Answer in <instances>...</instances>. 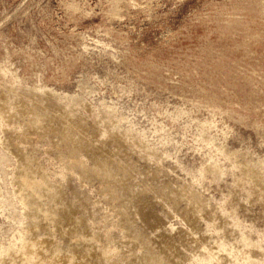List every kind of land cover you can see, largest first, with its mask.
I'll use <instances>...</instances> for the list:
<instances>
[{"label":"rangeland","instance_id":"rangeland-1","mask_svg":"<svg viewBox=\"0 0 264 264\" xmlns=\"http://www.w3.org/2000/svg\"><path fill=\"white\" fill-rule=\"evenodd\" d=\"M22 157L56 184L39 199ZM10 249L5 264H264V0H0Z\"/></svg>","mask_w":264,"mask_h":264},{"label":"bare ground","instance_id":"bare-ground-1","mask_svg":"<svg viewBox=\"0 0 264 264\" xmlns=\"http://www.w3.org/2000/svg\"><path fill=\"white\" fill-rule=\"evenodd\" d=\"M5 105V104H4ZM3 104H1V111H2V114L3 115H5V116H9V115H11V113H10V110L8 109V108H6L5 106H4ZM8 107V106H7ZM24 111L26 112V114L27 113H30L31 111L34 113L35 111H36V108L35 107H32L31 106V108H25L24 109ZM31 114V113H30ZM12 115H13V113H12ZM11 115V116H12ZM25 115V114H24ZM10 116V117H11ZM28 116V115H27ZM13 117V116H12ZM28 118H29V116H28ZM30 118H32V117H30ZM52 119V118H51ZM29 120H33V119H29ZM43 121H45V120H43ZM43 121L41 122V123H39V124H37V123H35L34 122V120H33V124L32 125H34L35 127H37V129H38V127L40 128V127H42V124H43ZM54 122V121H53ZM30 123V122H29ZM47 123V122H46ZM45 123V124H46ZM49 123H51V122H49ZM62 123V122H61ZM49 125H51V124H49ZM60 125V124H59ZM62 125V124H61ZM79 127L80 125H76V127ZM61 127V126H60ZM62 127H63V125H62ZM78 127H77V129H78ZM54 128V127H53ZM74 128V127H73ZM42 129V128H41ZM80 129H81V126H80ZM79 130V129H78ZM82 130V129H81ZM34 131V130H33ZM36 131V130H35ZM41 131V130H40ZM66 131V130H65ZM39 132V131H38ZM61 132H62V130H61ZM68 132V131H67ZM85 132V131H84ZM59 133V132H58ZM80 133V132H79ZM48 134H49V132H48ZM81 134H83V133H81ZM73 135V134H72ZM79 136H83V135H79ZM84 137V136H83ZM11 138V137H10ZM75 138V137H74ZM84 139V138H83ZM81 139H79V142L80 143H82L83 141H80ZM65 141H69V140H65ZM72 142L74 141V143H75V145H74V147H73V149H72V152L70 153V156L71 157H74V154H76L77 152L76 151H78V149H80V143L79 142H77L76 140H71ZM70 142V141H69ZM85 143H86V141H85ZM84 142H83V144H85ZM67 144V143H66ZM73 144V143H72ZM68 145H69V143H68ZM87 145V144H86ZM7 146V145H6ZM11 146V145H10ZM64 147V146H63ZM72 147V146H71ZM71 147H70V150H71ZM88 147V146H87ZM86 147V148H87ZM67 148V147H66ZM65 148V149H66ZM81 148H82V146H81ZM85 148V149H86ZM82 149H84V146H83V148ZM89 149V148H88ZM92 149H94V148H92ZM12 150H13V148H12ZM17 150V149H16ZM81 150V149H80ZM90 150V149H89ZM95 150V149H94ZM93 150V151H94ZM17 151H19V150H17ZM82 151H85V150H82ZM92 151V152H93ZM14 152H15V150H14ZM61 152H62V150H61ZM60 152V153H61ZM70 152V151H69ZM87 152V151H86ZM95 152V154H96V151H94ZM16 153V152H15ZM18 153V152H17ZM16 153V154H17ZM68 153V152H67ZM79 153V152H78ZM77 153V154H78ZM83 153V152H82ZM19 154V153H18ZM17 154V155H18ZM27 154V153H26ZM64 154V153H63ZM95 154H93V156L95 155ZM61 157H62V154H59ZM19 156H20V154H19ZM69 156V155H68ZM78 156H80V154L78 155ZM89 156V155H88ZM67 157V156H66ZM92 157V156H91ZM20 158V157H19ZM23 159L21 160V161H23V162H25L26 163V167H25V169H26V171L28 172V174H29V177L27 176L24 180H23V186H24V188H26V190H27V192H28V194L31 196H34L35 198L36 197H38V199H39V197H42L44 194H45V192H50V190H52V189H54L55 188V186L54 185H56V184H54V183H52V182H49V181H51V179H49V181L46 179V177H44V174L42 175L43 177H41L40 176V178L41 179H37L36 177H37V175L35 176V172H34V170H33V163H35V161H33L32 159V161H33V163H32V167H31V160L29 161V159L28 158H26V157H22ZM33 158V157H32ZM75 158V157H74ZM79 158V157H78ZM96 158L97 159H99L97 156H96ZM21 159V158H20ZM58 159H59V157H58ZM64 160L65 158H60V160ZM67 159V158H66ZM65 159V160H66ZM69 159V158H68ZM95 159V158H94ZM69 161V160H68ZM75 162L74 163H76V164H78V165H81L82 167H85L86 166V168L88 167L87 166V164L85 165V163L83 162V161H81L80 160V158H79V160L78 159H75L74 160ZM96 162H98L97 160H95ZM100 161H102V160H100ZM99 161V163H101ZM103 161H104V159H103ZM102 161V162H103ZM38 162V161H37ZM62 162V161H61ZM66 162V161H65ZM64 162V163H65ZM73 163V164H74ZM66 164V163H65ZM70 164V163H69ZM97 164V163H96ZM104 164V163H103ZM40 165V164H39ZM67 165V164H66ZM94 165V164H93ZM105 165H106V163H105ZM108 165V164H107ZM74 166V165H73ZM77 166V165H76ZM97 166H98V164H97ZM103 167H104V165H103ZM105 167H107V166H105ZM39 168V167H38ZM76 168V167H75ZM78 168V167H77ZM91 168H93V167H91ZM99 168H101V165L99 166ZM40 169V168H39ZM38 169V170H39ZM42 169V168H41ZM80 169V168H79ZM82 169V168H81ZM105 169V168H104ZM108 168H106L105 170H107ZM43 170V169H42ZM93 171H94V168L92 169ZM92 170H91V172H92ZM80 171H82V170H80ZM84 171V170H83ZM89 171H90V167H89ZM96 172H97V169L95 170ZM108 171V170H107ZM38 172H40V170L38 171ZM100 172V171H99ZM98 172V173H99ZM102 172V171H101ZM109 172V171H108ZM111 172V171H110ZM46 175H47V173L46 172H44ZM38 175H41V174H39V173H37ZM109 173H107V175H108ZM45 175V176H46ZM109 175H111V173L109 174ZM48 176V175H47ZM87 176V175H86ZM97 177H98V174H97ZM99 177H100V175H99ZM109 177V176H108ZM103 178V177H102ZM19 184H21L20 182H19ZM103 185V184H102ZM106 186H107V184H106ZM37 187H39V189L40 190H42L43 192H39V190L38 189H36ZM105 187V186H104ZM109 188V187H108ZM108 188L106 187V190H108ZM105 189V188H104ZM105 190V191H106ZM109 191V190H108ZM58 195V193L56 194V196ZM32 202H29V204H30V206L33 204H31ZM35 205H38V206H40V208H41V211H43L44 213H53L56 217H58L59 219H60V221H61V223H65V222H69V217H68V215H67V212H66V214H63L62 216L61 215H59L58 214V210H60L61 208H59L58 209V207H52V206H46L45 205V203H41L40 205L39 204H35ZM125 206V205H124ZM129 206V205H128ZM126 208V207H125ZM32 209V208H31ZM131 209V208H130ZM63 210V209H62ZM126 210H128V209H126ZM61 211V210H60ZM63 211H65V210H63ZM131 211V210H130ZM122 212V211H121ZM124 212V211H123ZM188 212V211H187ZM60 213V212H59ZM119 213H120V211H119ZM126 213V212H125ZM121 214V213H120ZM127 214V213H126ZM130 214V213H129ZM33 215V212L32 211H30L29 212V216H32ZM122 215V214H121ZM190 215H192V210H190V213L188 214V216H190ZM123 216V215H122ZM126 216H124V218H125ZM127 220V219H126ZM156 221V220H155ZM157 223H158V221H157ZM131 224V223H130ZM129 224V225H130ZM133 224V223H132ZM156 224V223H155ZM125 226L124 227H126V224H124ZM127 225H128V223H127ZM30 227H33V226H30ZM128 227H130V226H127L126 228L128 229ZM130 229V228H129ZM133 229V228H132ZM37 230H38V226L37 227H34L33 229H32V231L35 233V234H37L36 232H37ZM123 230H125V229H123ZM129 231V230H128ZM133 231H134V229H133ZM132 230H131V232H133ZM125 232H126V230H125ZM33 235V239H34V242H35V246L33 247V248H31L30 250H29V252H28V255L33 259V258H37V257H45V254H44V250H43V246H41L42 245V243H44V242H46V241H49L47 238L45 239H39L36 235ZM126 234V233H125ZM128 234V233H127ZM133 234H134V232H133ZM130 236V235H129ZM131 236H133L132 234H131ZM142 244V243H141ZM145 246H147V244H146V242H145V244H144ZM13 252H12V249H10L9 250V253H8V255H7V258H4V259H2V258H0V263L1 264H5V261L6 260H10V258H12L13 257ZM147 256L150 258V259H152L155 263H159V258H158V256H156L155 254H153L152 252H150V253H147Z\"/></svg>","mask_w":264,"mask_h":264}]
</instances>
